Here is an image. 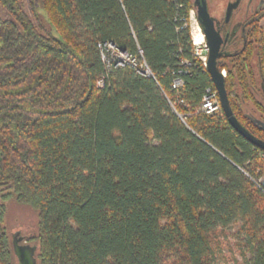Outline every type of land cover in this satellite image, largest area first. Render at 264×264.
I'll return each instance as SVG.
<instances>
[{
  "label": "trees",
  "instance_id": "obj_1",
  "mask_svg": "<svg viewBox=\"0 0 264 264\" xmlns=\"http://www.w3.org/2000/svg\"><path fill=\"white\" fill-rule=\"evenodd\" d=\"M28 2L37 24L0 0V264H15L9 199L37 214V264H264V194L248 178L264 176V152L221 110L200 112L215 88L194 54L193 0ZM261 17L217 67L234 116L264 142L242 109L264 123ZM104 43L153 78L107 69Z\"/></svg>",
  "mask_w": 264,
  "mask_h": 264
},
{
  "label": "water",
  "instance_id": "obj_2",
  "mask_svg": "<svg viewBox=\"0 0 264 264\" xmlns=\"http://www.w3.org/2000/svg\"><path fill=\"white\" fill-rule=\"evenodd\" d=\"M195 8V17L197 24L204 36L206 47L208 49L205 68L210 76L211 82L217 93L220 109L226 117L232 129L250 143L255 148L264 152V142L247 129H245L234 116L224 85V74L218 70L217 61L220 58V49L223 40L219 33L215 30L214 22L208 12L206 0H193ZM233 5H229L226 12V19L229 17ZM16 235H12L11 248L17 264H37L36 254L37 246L26 244L22 238L15 239Z\"/></svg>",
  "mask_w": 264,
  "mask_h": 264
},
{
  "label": "rangeland",
  "instance_id": "obj_3",
  "mask_svg": "<svg viewBox=\"0 0 264 264\" xmlns=\"http://www.w3.org/2000/svg\"><path fill=\"white\" fill-rule=\"evenodd\" d=\"M230 0H206L207 6H208V12L211 17H214L216 19H220L223 17L225 8L227 3ZM22 6L26 14L30 17L32 22L34 24H37L35 21V18L33 17L29 2L28 0H21ZM260 3H264V0H252L251 4V9L254 12L257 9V5H260ZM244 9H241V12L238 14L236 13L235 15V21H238L241 14H243ZM191 16V15H190ZM194 16V21H195V15ZM0 18L1 19H9L10 16L7 13V11L0 5ZM39 21L43 24V20L40 16ZM190 19V31L192 33V36L197 35L196 31V23ZM45 24V23H44ZM260 25L264 29V18L260 22ZM46 26V25H45ZM224 73V77H225ZM257 83L259 84V81L256 80ZM261 87L264 89V87L261 85ZM256 99L264 106V92L263 93H257L255 94ZM243 112L245 115L256 125L259 127L264 128V123L263 121L259 118L257 113L255 112L254 108L250 103L243 104L242 105ZM6 192H3L4 194ZM5 206L7 208L6 211V216L3 222V226L6 229V232L8 234L10 244L12 240V235H16L17 238H22V240H27L33 236L36 235V225L38 222L37 214L32 211L29 207L23 206V205H18L14 203L12 199H9L5 202ZM237 225L230 226L226 229V234L228 235V242L230 244L234 243L232 235L236 232ZM30 245H36L34 243H31ZM15 264H17L16 259H14Z\"/></svg>",
  "mask_w": 264,
  "mask_h": 264
},
{
  "label": "built area",
  "instance_id": "obj_4",
  "mask_svg": "<svg viewBox=\"0 0 264 264\" xmlns=\"http://www.w3.org/2000/svg\"><path fill=\"white\" fill-rule=\"evenodd\" d=\"M193 13H194L193 11L190 12L191 15L190 19L192 18V20L194 21ZM194 22L196 23L195 29L197 31V35L192 36V33L190 31L192 45L194 48V54L201 60L203 66L205 67L208 49L206 47L204 36L197 24L196 17ZM98 48L100 50L101 61L104 63L107 69H110L111 67L113 68L129 67L147 78H153L151 71L148 69L147 65L143 61H139L132 55L124 51L118 50L113 44L104 43L102 45H99ZM182 85H183L182 80L179 77H177L173 80L171 88L173 90H177L181 88ZM98 86L99 87L102 86L101 81H98ZM220 110L221 109L218 102L216 91L207 89L205 91V95L201 102L200 112L205 115H213L218 113ZM248 178L254 184V186L264 194V176H258V174L256 173L254 175L248 176Z\"/></svg>",
  "mask_w": 264,
  "mask_h": 264
},
{
  "label": "flooded vegetation",
  "instance_id": "obj_5",
  "mask_svg": "<svg viewBox=\"0 0 264 264\" xmlns=\"http://www.w3.org/2000/svg\"><path fill=\"white\" fill-rule=\"evenodd\" d=\"M252 0H230L225 8L223 17L216 19L212 17L215 30L221 36L223 43L220 49V58L217 64L223 65L228 59L241 55L242 50L247 42V32L251 28L253 16H262L259 23L264 18V3L257 5V9L253 12L251 9ZM229 5H233L229 17L226 19V12ZM244 9L238 21H235L236 13H240ZM222 73L226 74L223 70ZM226 76V75H225ZM263 84V83H261ZM15 239H19L15 236ZM26 244H30L25 240Z\"/></svg>",
  "mask_w": 264,
  "mask_h": 264
}]
</instances>
